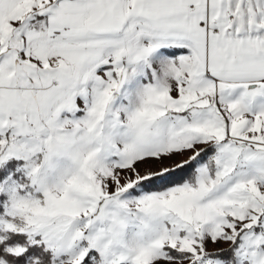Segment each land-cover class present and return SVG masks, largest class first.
<instances>
[{
  "label": "snow or ice",
  "instance_id": "obj_1",
  "mask_svg": "<svg viewBox=\"0 0 264 264\" xmlns=\"http://www.w3.org/2000/svg\"><path fill=\"white\" fill-rule=\"evenodd\" d=\"M0 264H264V0H0Z\"/></svg>",
  "mask_w": 264,
  "mask_h": 264
}]
</instances>
